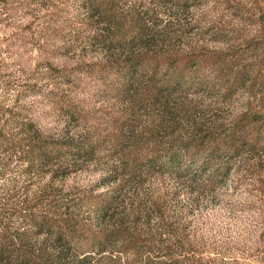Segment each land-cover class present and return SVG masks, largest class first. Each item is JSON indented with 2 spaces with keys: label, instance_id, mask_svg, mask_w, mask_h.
<instances>
[{
  "label": "trees",
  "instance_id": "16d2710c",
  "mask_svg": "<svg viewBox=\"0 0 264 264\" xmlns=\"http://www.w3.org/2000/svg\"><path fill=\"white\" fill-rule=\"evenodd\" d=\"M150 1L78 0L65 20L43 0L8 39L64 63L46 57L18 85L0 59V85L18 86L0 97V264H240L197 250L189 211L237 161L264 165V111L230 110L264 91V61L235 69L186 41L180 12L198 0ZM88 48L99 57L78 55Z\"/></svg>",
  "mask_w": 264,
  "mask_h": 264
},
{
  "label": "rangeland",
  "instance_id": "374dc122",
  "mask_svg": "<svg viewBox=\"0 0 264 264\" xmlns=\"http://www.w3.org/2000/svg\"><path fill=\"white\" fill-rule=\"evenodd\" d=\"M42 1L0 0V59L7 63L6 75L18 85L37 74L38 63L46 57L53 59L57 65L64 63L63 56L53 55V49L48 45L42 49L33 44L21 48L8 41L12 32L25 27L28 15L48 11ZM56 1L64 19H73L79 10L78 0ZM145 1L151 3L150 0ZM180 13V16L186 17L187 25L194 27L187 31L186 41L213 51L229 52L235 58V69L245 67L255 72L263 64L264 0H198L185 13ZM78 55L87 59L99 57L89 48ZM39 84L46 86L44 79ZM17 88L13 86L12 90H8L0 85V97L11 99ZM254 92L255 96L251 97L248 93H239L230 110L238 113L246 103L251 102L264 111V91L256 89ZM98 101H91L95 108L102 105ZM45 119L48 121L49 117ZM235 166L240 169H234L233 175L214 197H204L194 211H189L191 229L198 233V238H195L198 241L197 250L203 254L228 256L230 260L237 258L240 264H260L264 261V165L253 162L242 165L237 161ZM96 175L95 171H90L76 180L83 185ZM258 175H263V178L259 180ZM240 177L245 181L237 185ZM72 181L70 179L69 182ZM4 183L1 179L0 191Z\"/></svg>",
  "mask_w": 264,
  "mask_h": 264
}]
</instances>
